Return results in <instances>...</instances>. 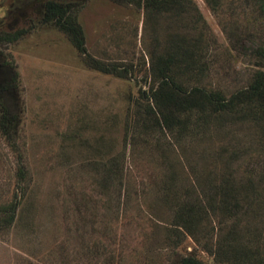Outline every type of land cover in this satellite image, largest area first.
<instances>
[{
  "label": "rangeland",
  "instance_id": "obj_1",
  "mask_svg": "<svg viewBox=\"0 0 264 264\" xmlns=\"http://www.w3.org/2000/svg\"><path fill=\"white\" fill-rule=\"evenodd\" d=\"M11 1L0 0V31L6 30ZM192 1L213 41L208 87L226 96L246 87L252 51L264 46V13L257 0H223L218 12L204 0ZM29 15L19 28H35L0 47L18 74L21 101L12 141L0 133V221L14 214L9 227L0 223V264H176L192 251L203 264H214L189 238L179 246L172 242L170 220L157 198L164 170L153 145L125 149L121 207L107 195L110 190L99 188L107 161L123 149L134 103L141 110L147 105L140 95L153 85L152 59L183 28L147 15L142 0H86L77 18L87 55L119 70L118 77L88 67L62 32ZM241 130L233 131L240 146L252 139ZM229 140L219 136L212 148ZM194 152L190 147L186 157ZM225 152L221 160L205 163L236 180L243 168L238 153ZM174 154L166 156L174 161Z\"/></svg>",
  "mask_w": 264,
  "mask_h": 264
},
{
  "label": "trees",
  "instance_id": "obj_2",
  "mask_svg": "<svg viewBox=\"0 0 264 264\" xmlns=\"http://www.w3.org/2000/svg\"><path fill=\"white\" fill-rule=\"evenodd\" d=\"M204 1L218 12L223 0ZM85 2L12 0L4 18L6 30L0 31V47L35 28H19L29 22L30 11L38 25L62 32L88 67L120 77L119 70L87 55L77 18ZM142 8L147 15L170 20L183 32L169 36L163 52L152 59L149 71L153 85L140 95L147 105L141 110L139 103H134L132 119L125 123L123 149L107 161L99 188L110 190L107 195L121 207L126 197L125 149L143 143L147 150L153 145L164 170L157 198L170 220L168 232L174 245L189 238L214 264H264V46L252 51L254 69L247 86L226 96L220 89L208 87L211 60L207 54L213 41L193 1L142 0ZM257 10L264 13V0H257ZM20 111L18 74L0 51V133L9 142L17 131ZM241 129L252 139L240 146L233 131L240 133ZM219 136H229L230 140L214 151L212 144ZM246 144L243 153L241 147ZM190 147L195 159L186 157ZM229 148L238 153L243 167L236 180L225 170L210 165L209 169L205 163L221 160L219 153ZM173 151L177 159L170 161L166 155ZM199 162L206 167L199 169ZM183 171L186 175L181 180ZM12 212L1 219L2 227L12 224ZM176 264L203 262L192 251L180 256Z\"/></svg>",
  "mask_w": 264,
  "mask_h": 264
}]
</instances>
